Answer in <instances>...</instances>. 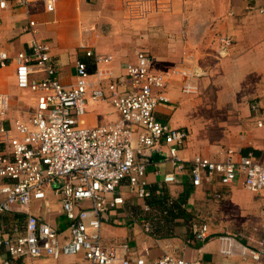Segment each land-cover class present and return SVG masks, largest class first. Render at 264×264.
<instances>
[{"label": "crops", "instance_id": "0c3cea01", "mask_svg": "<svg viewBox=\"0 0 264 264\" xmlns=\"http://www.w3.org/2000/svg\"><path fill=\"white\" fill-rule=\"evenodd\" d=\"M5 2L0 7V49L9 60L0 66V95L6 97L8 107L0 123L6 128L27 119L36 107L35 93L17 86L12 62L34 40L48 43L51 62L65 86L74 84L79 60L92 69L90 79L96 80L86 49L110 57L99 66L112 76L122 75L139 50L150 53L151 69L158 73L171 70L189 55L193 61L183 70L192 67L202 74L195 91L183 92L182 76L173 75L165 88L169 101L156 108L159 121L188 132L180 157L221 160L231 149L233 157L250 153L264 165V0H170L148 15L136 14L125 0H31L28 6ZM106 83L108 78L101 86L106 88ZM116 118L109 104L89 101L79 123L94 126ZM171 170L164 154L154 153L147 167L149 188H163L175 200L186 193L184 211L190 220L175 217L166 222L155 207L152 213L144 211L145 200L125 192L124 204L103 224L102 244L127 243L146 264H153L167 244L173 255L196 264H264V253L258 259L251 256L264 244L260 214L264 192L246 189L240 177L228 185L212 179L194 186L187 169L176 175V183L163 182V174ZM48 196L47 205L34 202L6 213L5 224H21L27 210L55 224L66 236L59 200L52 193ZM140 220L149 221L150 232L143 230ZM198 222L206 226L203 241L190 233ZM13 264L31 262L18 259Z\"/></svg>", "mask_w": 264, "mask_h": 264}, {"label": "built area", "instance_id": "2783aa9c", "mask_svg": "<svg viewBox=\"0 0 264 264\" xmlns=\"http://www.w3.org/2000/svg\"><path fill=\"white\" fill-rule=\"evenodd\" d=\"M15 1L18 6H28L31 0ZM125 1L136 14L148 15L170 0ZM5 3L0 0V7ZM49 50L47 42L34 40L28 50L12 57L17 86L35 93L36 107L11 128L0 123V264L18 259L31 264H146L127 243L105 247L102 232L103 224L124 204L125 192L138 200L149 196L147 167L157 151L172 166L163 174L165 183H176V175L187 169L194 186L212 179L228 185L240 177L246 189L264 192V165L252 154L233 157L234 152L228 149L221 160L199 155L184 160L179 153L185 147L187 130L158 120L156 108L169 101L165 88L173 75L182 76L183 92L195 91L202 74L192 67L183 70L193 61L191 56L186 60L182 56L180 64L158 73L151 69L150 53L139 50L135 61L125 64L122 75L112 76L110 70L99 66L110 57L86 49L84 55L93 59L96 80L90 79L87 64L79 60L74 84L65 86ZM8 60L0 49V66ZM107 78L103 88L101 83ZM89 101L109 104L117 118L94 126L80 124ZM7 107L6 97L0 95V116ZM48 193L59 200V212L67 222L66 236L60 235L55 224L27 210L21 224H5L3 216L10 211L34 202L47 205ZM142 208L151 209L145 203ZM260 214L264 225V204ZM140 224L150 232L149 221L140 220ZM191 230L199 241L207 237L205 224L193 223ZM164 247L153 264H196L173 255L168 244ZM260 253H264V244L251 256L258 259Z\"/></svg>", "mask_w": 264, "mask_h": 264}, {"label": "trees", "instance_id": "16d2710c", "mask_svg": "<svg viewBox=\"0 0 264 264\" xmlns=\"http://www.w3.org/2000/svg\"><path fill=\"white\" fill-rule=\"evenodd\" d=\"M91 70L89 72H91ZM149 189L150 194L144 199V203L150 208L155 207V209L161 213V216L165 217V220H167L166 222H168L170 219H174L175 217H183L190 220L191 217H189V215L184 211V198L186 197V193L181 195L179 200H175L170 195H168L167 192L163 190V188L151 187ZM17 218L20 219L18 216ZM190 233L191 236H193L192 232Z\"/></svg>", "mask_w": 264, "mask_h": 264}, {"label": "rangeland", "instance_id": "374dc122", "mask_svg": "<svg viewBox=\"0 0 264 264\" xmlns=\"http://www.w3.org/2000/svg\"><path fill=\"white\" fill-rule=\"evenodd\" d=\"M250 44L253 45V42H251ZM25 110H27V107L25 106L24 107ZM27 112V111H26ZM51 201H52V208H55L56 206V201L54 200V198L51 196L50 197ZM148 212H151L152 213V210L148 211ZM16 221V220H15ZM14 223V221H12L11 223H9V225H12Z\"/></svg>", "mask_w": 264, "mask_h": 264}]
</instances>
